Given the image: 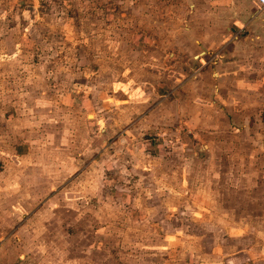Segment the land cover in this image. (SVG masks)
I'll list each match as a JSON object with an SVG mask.
<instances>
[{
	"label": "rangeland",
	"instance_id": "374dc122",
	"mask_svg": "<svg viewBox=\"0 0 264 264\" xmlns=\"http://www.w3.org/2000/svg\"><path fill=\"white\" fill-rule=\"evenodd\" d=\"M190 7L0 0V264H264V122Z\"/></svg>",
	"mask_w": 264,
	"mask_h": 264
},
{
	"label": "crops",
	"instance_id": "0c3cea01",
	"mask_svg": "<svg viewBox=\"0 0 264 264\" xmlns=\"http://www.w3.org/2000/svg\"><path fill=\"white\" fill-rule=\"evenodd\" d=\"M187 5H191L192 20H199L200 37L196 40L225 46L223 60L215 59L214 63H219L220 69L214 89L218 100L221 97V104L228 106L231 116L235 115L234 109L256 107L255 119L258 123L264 122V8L261 9L258 0H187ZM190 35H196L193 28ZM202 47V53L210 56L216 54L211 48L218 49L210 44ZM229 59L231 62L227 65ZM247 80L249 84L242 85ZM229 82L231 87L227 86ZM242 89L240 98L236 97V91ZM242 92L251 95L242 99Z\"/></svg>",
	"mask_w": 264,
	"mask_h": 264
},
{
	"label": "built area",
	"instance_id": "2783aa9c",
	"mask_svg": "<svg viewBox=\"0 0 264 264\" xmlns=\"http://www.w3.org/2000/svg\"><path fill=\"white\" fill-rule=\"evenodd\" d=\"M258 3L261 6V9L264 8V0H258Z\"/></svg>",
	"mask_w": 264,
	"mask_h": 264
}]
</instances>
